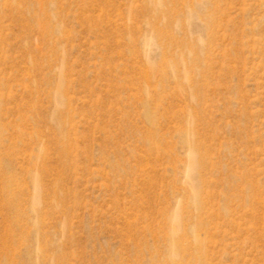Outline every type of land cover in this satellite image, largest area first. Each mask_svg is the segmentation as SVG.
I'll return each mask as SVG.
<instances>
[{
	"label": "rangeland",
	"instance_id": "rangeland-1",
	"mask_svg": "<svg viewBox=\"0 0 264 264\" xmlns=\"http://www.w3.org/2000/svg\"><path fill=\"white\" fill-rule=\"evenodd\" d=\"M0 264H264V0H0Z\"/></svg>",
	"mask_w": 264,
	"mask_h": 264
}]
</instances>
